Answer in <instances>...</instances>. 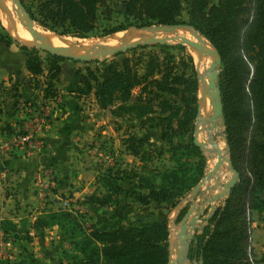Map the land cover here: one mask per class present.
Listing matches in <instances>:
<instances>
[{
    "label": "trees",
    "instance_id": "16d2710c",
    "mask_svg": "<svg viewBox=\"0 0 264 264\" xmlns=\"http://www.w3.org/2000/svg\"><path fill=\"white\" fill-rule=\"evenodd\" d=\"M25 11L43 29L63 36L86 37L96 28L99 0H30ZM22 2V1H21ZM185 11V19L180 17ZM127 25L137 27L185 23L195 28L218 51L224 139L228 158L238 178L219 208L208 219L212 225L195 233L188 257L201 264H258L250 245V211L264 210V0H124ZM119 23L101 27L100 34L126 30ZM6 45L14 40L0 35ZM150 49L144 51V47ZM24 68L30 76L42 75L43 97L54 98L63 58L34 46L18 44ZM181 49L173 53L171 49ZM120 62L100 61L93 69L77 70L78 80L71 94L91 92L100 108L115 115L136 119L139 126L159 128L169 134L166 147H157L130 129L122 137L124 149L138 159L139 166L124 172L106 168L95 176L104 191L89 195V202L104 205L113 192L121 190L139 203L174 201L197 183L204 160L191 139L174 141L192 126L197 110V82L191 55L182 44L152 43L128 48ZM189 70L190 73H187ZM33 84V83H32ZM34 86L35 83H34ZM131 126V125H130ZM13 129L7 126L6 133ZM18 131L22 132L21 128ZM168 152L173 164L145 168L154 155ZM195 156L194 163L188 162ZM158 180V182H156ZM146 189V191H141ZM46 216V218H43ZM90 223L86 226L70 210L51 209L36 216L38 228L57 226L73 251L70 264H167L165 219L119 225ZM4 232L12 222L2 217Z\"/></svg>",
    "mask_w": 264,
    "mask_h": 264
},
{
    "label": "rangeland",
    "instance_id": "374dc122",
    "mask_svg": "<svg viewBox=\"0 0 264 264\" xmlns=\"http://www.w3.org/2000/svg\"><path fill=\"white\" fill-rule=\"evenodd\" d=\"M21 1V3L25 5L32 3L30 0ZM8 2L11 6L10 0H8ZM12 5V12L17 17L16 5L14 3H12ZM123 11L124 0H99L96 11L97 26L91 33H88L86 37L58 35L57 33L43 29L36 22L34 23L37 24V26L42 30L50 32L57 37L78 40L93 39V41H96V39L97 41H100L108 36L105 34H100L101 27L103 26L111 27L118 25L119 23H123L126 25L125 28L128 27L126 30L131 28L137 30L156 28L163 32V34L161 33V36L158 38L159 41H149L146 42V44H182L185 47V51H187L192 57L191 52L194 49L191 48L190 45H186V42H181L183 38H179L176 35V33L188 31L191 38L192 26L185 23L169 25L155 22L140 27L135 25H127V20L124 17ZM180 17L185 19L184 9L181 11ZM4 32L9 34L7 29L0 21V35H2ZM200 35L201 37H204L202 34ZM12 39L14 41L8 44L10 49L22 53L18 48V44L23 43L19 42L14 37H12ZM1 43L6 45L3 42ZM28 46L33 45L29 44ZM93 46L94 47L91 46V48L104 51L108 50L105 52H109L112 49L110 47L107 49L105 46L100 44ZM34 47L39 50L41 56L44 55L45 50L43 48L37 46ZM150 48L151 47L149 46H145L144 51ZM180 50L181 49L179 48L171 49L174 54ZM112 51H114V49H112ZM75 53L81 54V52H77V50ZM87 53H90V51L88 50ZM126 54H129V51L125 52V50H123L120 52L103 54L100 56L90 53V55H85V59L63 58L62 60L69 61V63L77 67V69L84 71L86 67L93 69L96 65H99V62L102 60H115L120 62L121 57ZM191 63L193 66V76L197 82V110L193 118L191 128L180 136L172 137V140L174 141L179 140L181 142H187L192 139L194 131L197 132V135H199L201 131L200 123L198 122V119L201 116L200 110L198 111V96L200 89L198 84L199 73L193 58H191ZM218 68L220 69V63ZM186 72L190 73L189 70H186ZM42 79V75L31 76L29 79L31 89L23 91L24 94H21V97L18 96L16 99L17 105L15 104V107L19 109V111L22 113L21 117L23 116L24 118H18L16 121V124H18L14 127L12 133H14L19 125L22 126V129L23 127L27 129L35 128L37 132L41 129V127L48 123V119L50 117L49 111L51 108L57 107L58 110L63 109L64 98L62 92L59 89H57L58 92L56 93L60 94L54 98L42 96V90H40V81ZM34 83L36 86H34ZM3 87H6V85H4L2 80H0V91H2L1 88ZM72 97L75 100H81L79 107L81 106V108L86 110V118H90V121L93 122L90 124L87 122L88 128L86 130H89L90 128V132L86 131L85 135L88 133V136H85L83 133L82 135L84 136L78 135V132L72 135V137H79H75L74 140H71L72 148L67 154V160L69 162L64 164L61 174L57 175V169L52 164L41 162L34 165L32 187L35 191L34 194L38 196L34 198L33 203L22 202L21 204L19 199L16 198V196L14 197L13 193H10L13 197H10L7 202L9 207L6 206L7 208H1L2 203H4L5 200L0 198V217L9 219L13 224L12 229H9L8 232H4L2 230L3 228L0 227V264H70L72 262L71 255L73 251L71 250V244L64 239L61 230L58 229L57 226L44 228H38L34 226L36 216L41 215L51 209H56L57 207L72 211L86 226L95 222H97L96 225L105 224L108 226V224L112 222H115L119 225H125L127 223H141L151 220L165 219L167 229L166 246L168 250V258L170 244H173L172 248H174V246L178 248L179 245V242L177 239L175 240V237L173 236L175 231L173 225H176L179 228L178 224L180 218L191 204H193L194 207L190 211L187 220L193 221L194 225L192 229L190 228L189 232L195 235V233L201 231L205 226L212 225L211 222L208 223V219L215 208H219L223 205L224 200L230 190L229 188L228 191H225V186L232 173L227 178H224V180H222V177L216 175L211 180L207 182L204 181L194 195H192L189 190H186L174 201H149L148 203L144 204L134 200L131 195L126 194L123 191L128 187V183L126 179H122L119 184L121 186V190L119 192L114 193L113 190H110L111 192H109L110 196L108 198L109 202H106L104 205H97L95 203L89 202L88 197L92 192L99 194L100 192L104 191L98 186L95 180V176L104 171V169L109 167H117L118 169H123L124 171L121 172L124 174V172H128L134 168L137 169L139 166L138 159L129 154L124 149V146L121 142L122 137L126 132H128L129 129L137 136L144 137L145 139L151 141L157 147H166V140L170 136L166 131H163L159 128H148L145 124L139 126L136 119H130L127 115L117 116L111 112L109 107L100 108L91 92L81 94L79 96L72 95ZM44 111H46L45 119L41 126L37 128L35 118H37L38 115ZM210 111L211 107L208 113H210ZM22 120L24 123L20 124ZM205 127L208 128L206 124ZM215 127L217 128L216 131L213 132L214 137L215 139L222 141L223 148L228 157V152L225 149L226 142L223 137V118L221 121H216ZM12 133L6 134L0 141V155L2 156L8 153L11 155H16L18 148H21L19 150L22 153H27L28 150L36 151L37 147L43 145L41 137L37 136V134H35L29 143H27V141L20 142L17 139L15 141L11 140L10 136ZM199 136L200 140L198 139V136L196 140L203 141V135ZM6 140H9V142L7 143ZM198 148L204 160L203 174L208 169V161L210 156L206 155L203 148H200L199 146ZM187 160L189 164H192L194 161H196V158L195 156H189ZM144 163L145 168L151 169L153 167H157L159 171H162V168L169 167L173 164V162L168 159L167 151L163 152L160 158L156 159V156L154 155L149 161ZM71 178L74 179L73 182H70ZM59 181L64 185L63 188L62 186H57ZM156 182H158V180H156ZM66 184L69 185L68 188H65ZM8 191L10 192L11 190ZM141 191H146V189H141ZM252 211H250V218ZM43 218H46V216H43ZM191 244L193 243L191 242L190 245ZM176 250L173 251L174 260L176 258ZM195 260L196 259H194V257H183L180 259V262L176 261V263L195 264ZM255 260L258 264H261L256 258Z\"/></svg>",
    "mask_w": 264,
    "mask_h": 264
},
{
    "label": "crops",
    "instance_id": "0c3cea01",
    "mask_svg": "<svg viewBox=\"0 0 264 264\" xmlns=\"http://www.w3.org/2000/svg\"><path fill=\"white\" fill-rule=\"evenodd\" d=\"M65 61H59L60 73L55 83L57 89L63 94V109L51 108L48 123L35 132L37 136L41 137L43 145L37 147L36 151L28 150L27 153H22L19 150L21 148H18L16 155L9 153L0 155V198L5 200L1 208L8 206L7 202L13 196H16L21 204L22 202L33 203L34 198L38 196L34 194L35 191L32 187L34 165L46 162L56 167L57 175L61 174L64 164L69 162L67 154L72 148L71 140L79 137H72V135L76 132L78 135H82V133L85 135L86 131L90 132V128L86 130L87 124L93 122L90 121V118H86V110L79 107L81 100H75L70 94L77 84L78 69L69 61ZM23 63L24 55L22 53L11 50L8 45L0 42V80L6 85L0 91V141L7 134V126L14 129L18 124H16L18 118H24L21 117L22 113L19 109L15 107L18 96L24 94L23 91L31 89L29 82L31 76L24 68ZM22 121L20 124L24 123ZM85 136H88V133ZM72 178L70 182L74 181ZM68 184L65 185V188L69 187ZM57 186L63 188L64 185L59 181ZM10 193H13V196ZM250 245L255 258L264 264V210L251 213Z\"/></svg>",
    "mask_w": 264,
    "mask_h": 264
},
{
    "label": "bare ground",
    "instance_id": "6f19581e",
    "mask_svg": "<svg viewBox=\"0 0 264 264\" xmlns=\"http://www.w3.org/2000/svg\"><path fill=\"white\" fill-rule=\"evenodd\" d=\"M10 3H11V6H10L8 0H4V1L0 0V21L12 37H14L19 42L26 44V45H29L31 43H38L39 41H41V42L45 43L50 48L68 51V52H71L72 54L77 55V56L78 55H90V53H92L94 55H98L99 50L96 48H91V46L94 47L93 45H96V44L103 45L107 49H109V47H114V46L122 45L125 43H129V42H133V41H137V40H141V39H145V38H149V37L159 38L161 36L160 34L161 33L163 34V32L160 29H156V28H152V29H148V30H137V29L131 28L129 30H123V31L111 33V35H108L107 37H105L103 40H100V41H97V39H96V41H93V39L92 40H90V39L78 40V39L57 37L50 32H46V31L42 30L33 21L32 25H33V28L37 31V34L35 37H32L27 32L26 26L24 25V22L26 20L22 17L17 18L13 14V12H12L13 1L10 0ZM176 35L179 38L186 39L187 41L185 44L190 45V47L194 49V50H192L191 54H192V57H193L196 65H197V71L199 73L198 84H199L200 89H199V96H198V103H199L198 104V111L200 110V112H201V116L199 119H202L209 114L208 111H209L210 107L212 109L211 97H210L209 93H205L204 97L201 98L200 97V90L202 87L205 86L206 81H207V74L204 70L207 67L208 63L215 59V54L210 50L211 46L208 43V41L201 36H200V39H203L204 49L201 47L200 48L196 47L195 45H193L192 43H190L188 41V40L197 41L199 39V38L197 39V37L193 36V35H192L193 39H192V37L190 38L188 31H182L181 33H176ZM165 39H167V38H165ZM76 50H77V52H81V54H76L75 53ZM88 50L90 51V53H87ZM105 51H108V50H105ZM111 51H112V49H111ZM99 56H100V54H99ZM198 122L200 123V129H201L199 135H203L202 136L203 141H200V142H202V144H203V150L206 153V155L210 156L209 161H208V169L207 170H209L214 165V163L216 162L218 152H219L220 159H221V162H220L218 168L215 170L213 175L209 179L206 180V182L211 180L216 175L219 177H222V180H224V178H227L231 174V170L229 168V163L227 161V155H226L225 150L223 148V143L221 140L215 139L214 134H213V132L216 131L217 127L208 129L205 127V124L208 125L207 121H205V122L204 121L203 122L198 121ZM207 130H208V133H207ZM199 135H197V132H196V138L198 136V139H199V137H200ZM193 225L194 224L191 223L190 226H188L189 231H190V228L193 227ZM173 227L175 230L173 236L175 237V240L177 239V241L179 242L178 227L176 225H173ZM172 245L173 244L171 243L170 244V261L172 262V264H178L175 262L174 257H173V251H175L177 248H176V246H174V248H172Z\"/></svg>",
    "mask_w": 264,
    "mask_h": 264
},
{
    "label": "water",
    "instance_id": "95a60500",
    "mask_svg": "<svg viewBox=\"0 0 264 264\" xmlns=\"http://www.w3.org/2000/svg\"><path fill=\"white\" fill-rule=\"evenodd\" d=\"M12 1L16 5L17 17H22L26 20L24 22V25L26 26L27 32L32 37H35L37 34V31L33 28V25H32L33 19L25 11L24 5L21 3V0H12ZM169 25H172V24H169ZM191 33L193 36H196L197 39L198 38L199 39L197 41H195V40H188V41L190 43H192L193 45H195L196 47H199V48L201 47L204 49L203 39H200L201 35L199 34V32L195 28L191 27ZM203 38L205 39V37H203ZM149 41L158 42L159 39L149 37V38L137 40L136 42L133 41V42L125 43L122 45L110 47V48L114 49V51L105 52L104 50H99V54L103 55V54H112L114 52H120V51L126 50L128 48L135 47L137 45H144V44H146V42H149ZM186 41H187L186 39L181 40V42H186ZM208 43H209V41H208ZM31 45L41 47L45 51L52 53V54H55V55H58L62 58H71V59H85L86 58L85 55H78L77 56V55H74V54L67 52V51L50 48L45 43H43L41 41H39L38 43H31ZM210 46H211L210 50L215 54V59L210 61L204 70L207 74V81H206L205 86L202 87L200 90V97L203 98L205 93H209V95L211 97L212 109L206 117H204L202 119H198V121H202V122L207 121L208 122V125H207L208 129L214 128L217 120H220V121L222 120V103H221L220 89H219V86L217 84V74L219 71L218 65L220 63V56L218 54V51L211 44H210ZM223 137H224V135H223ZM191 141L195 145L199 146L200 148H203L202 142L196 140V131L193 132ZM225 149L227 150V145H225ZM227 161L229 163V168L231 170L232 175L230 176V178L228 179V181L226 183L225 191H228L230 186L232 184H234L238 178L237 171L234 168H232L228 157H227ZM220 162H221V159H220V155L218 152L217 160L214 163V165L209 170L205 171L202 174L199 181H197V183L189 189V192L192 195H194L196 193V191L198 190V188L200 187V185L204 181H206L207 179H209L213 175L215 170L218 168ZM193 207H194V205L191 204L186 209V211L184 212V214L180 218V221L178 224V226H179V228H178L179 246L176 250L175 262L176 261L180 262V259H182L183 257L188 258V249H189L190 243L191 242L193 244L195 243V236L191 232H189V229H188V226H190V224L193 223V221L187 220V217H188L190 211L193 209ZM167 264H172V262L170 261V248H169V258H168ZM195 264H201L200 255L195 260Z\"/></svg>",
    "mask_w": 264,
    "mask_h": 264
},
{
    "label": "built area",
    "instance_id": "2783aa9c",
    "mask_svg": "<svg viewBox=\"0 0 264 264\" xmlns=\"http://www.w3.org/2000/svg\"><path fill=\"white\" fill-rule=\"evenodd\" d=\"M45 115H46V111L40 113L38 115V117L35 118L37 128H39V126H41V124L43 123V121L45 119ZM18 128H21L22 132L18 131ZM18 128L14 131V133H12L13 131L11 132L12 133L10 136L11 140L15 141L17 139L20 142L27 141V143H29V141L35 135V132H36L35 128L34 129H27V128L23 127V129H22L21 125H19ZM10 138H9V140H10ZM9 140H6V142L8 143Z\"/></svg>",
    "mask_w": 264,
    "mask_h": 264
}]
</instances>
